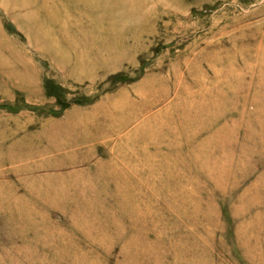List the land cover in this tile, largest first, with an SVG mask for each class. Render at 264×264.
Here are the masks:
<instances>
[{
    "label": "rangeland",
    "instance_id": "1",
    "mask_svg": "<svg viewBox=\"0 0 264 264\" xmlns=\"http://www.w3.org/2000/svg\"><path fill=\"white\" fill-rule=\"evenodd\" d=\"M140 3L77 75L0 6V264H264V0Z\"/></svg>",
    "mask_w": 264,
    "mask_h": 264
},
{
    "label": "bare ground",
    "instance_id": "2",
    "mask_svg": "<svg viewBox=\"0 0 264 264\" xmlns=\"http://www.w3.org/2000/svg\"><path fill=\"white\" fill-rule=\"evenodd\" d=\"M12 2H14L16 4V6L8 7L7 5L12 3ZM119 3L123 4V6L127 9V12H122L120 15H125L127 17L136 16V15H143L146 11H148L150 9V6H151V5L148 6L145 4L146 7L145 6L142 7L140 0H0V6L5 10H9L8 12H10V14L13 16V19L16 20L19 29L25 33V35L27 37L28 44L34 50L42 53L43 55H46L49 59L52 60V62H54V64L57 67H59V66H60V68L70 67L72 70V71H70L72 73V75H77L79 70H81V68H83L85 65H87L85 59H83L84 56L78 53V50L76 49L77 48L76 44H77V46L84 47L87 45V39L93 37V43H94L93 44V51H95L94 45L97 43V41L100 40L104 43L106 42V41H103L104 37L100 36L99 33L97 35L96 34L88 35V34L83 33V31H84L83 29H82L81 37L77 36L76 34L74 37L71 34V32L73 31L72 28L77 27L80 30L79 21L82 20V22H88V26L93 30V25L89 21L90 20L89 16H88L89 14L94 15L96 18V20L93 19L91 22L97 21L99 23H102V21L106 19L109 27L113 28L114 22L111 19V16H112V14L118 13L115 4H119ZM160 4H162V1ZM137 8L139 9L138 11H137ZM68 10L73 11L72 13H73L74 19L68 16V12H67ZM122 10H124V9L122 8ZM122 10H119V11H122ZM133 12H135L134 15H133ZM85 17H86V19H85ZM102 25H103V23H102ZM53 26H56V27H59L62 29L69 28L70 32L68 34H66V33L59 34V33H57L56 30H54L52 28ZM100 27H101V25H100ZM101 30H103L102 27H101ZM106 31H108V30H106ZM60 32H63V31L60 30ZM103 48H104V46L101 47V49H103ZM2 49L5 51L3 46H2ZM78 49H79V47H78ZM101 49L99 51H101ZM105 50H107V49H105ZM108 50L110 52H114V51H112V48L108 49ZM10 57H9V59H10ZM27 60H29V58ZM5 66L10 69L12 76L17 78V74L14 71H12V69L9 67L8 63H6ZM20 76L22 78L18 77V79L21 78V81L24 78H26L24 74H22ZM126 121L127 120H125V118L123 119V117H121L120 124H124V123H126ZM78 125H79V127L82 126L83 129L81 132L77 133L79 135V137L75 136V138L73 140V143H74L73 145H77L78 149L84 150V149L88 148V153L86 154V156L87 157L88 156H94L95 154H94L93 150H95V147H94L95 144L93 142L96 141V139L98 138L100 131H98V129H96V128L95 129L89 128L88 124L84 123V122H80ZM111 127H112L111 129H114L113 126H111ZM55 132L56 131H54V133ZM58 134H59V132H58ZM47 136L49 137V135H47ZM67 137H68V135H67ZM52 138H54V137H52ZM60 140L63 141L62 138ZM53 141H55V140H53ZM89 142H90V145H87ZM61 144H62V142H61ZM69 146L58 145V144L54 145L53 143L50 145V143H49L48 146H46L44 149H45V151L55 150L57 148H58V150H62V149H65L66 147H69ZM69 148H72V147H69ZM68 157H70V156H68ZM74 159L75 160L77 159L76 152L72 155V160H74ZM101 171H102V169H101ZM101 173H103V172H100V174ZM98 176H100V175H98ZM50 188H52V187H50ZM53 188H55V187H53ZM49 189H47V190H49ZM47 190H45V192ZM61 190H62V188H61ZM38 191L41 192L40 189ZM54 192L56 193V191L53 190V194H54ZM45 197H47V193H46ZM48 197H50V196L48 195Z\"/></svg>",
    "mask_w": 264,
    "mask_h": 264
}]
</instances>
